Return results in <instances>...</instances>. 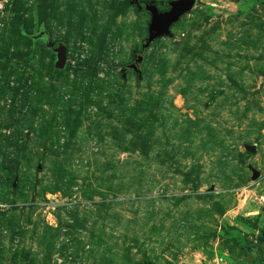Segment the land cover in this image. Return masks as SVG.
I'll list each match as a JSON object with an SVG mask.
<instances>
[{"label": "rangeland", "instance_id": "obj_1", "mask_svg": "<svg viewBox=\"0 0 264 264\" xmlns=\"http://www.w3.org/2000/svg\"><path fill=\"white\" fill-rule=\"evenodd\" d=\"M175 1L0 0V264H264V0Z\"/></svg>", "mask_w": 264, "mask_h": 264}, {"label": "water", "instance_id": "obj_2", "mask_svg": "<svg viewBox=\"0 0 264 264\" xmlns=\"http://www.w3.org/2000/svg\"><path fill=\"white\" fill-rule=\"evenodd\" d=\"M195 0H179L169 3L170 10L165 13H159L154 6H145L144 10L150 15L151 22L148 28V38L144 48H147L158 37L167 35L170 29L175 25L181 17L188 13L194 6ZM57 54L56 68L63 70L66 63V48L62 46H56L54 50ZM142 58H138V62H141ZM247 151L254 153L252 148H247ZM258 178V174L254 173L252 180L255 181ZM264 212V210H263Z\"/></svg>", "mask_w": 264, "mask_h": 264}]
</instances>
